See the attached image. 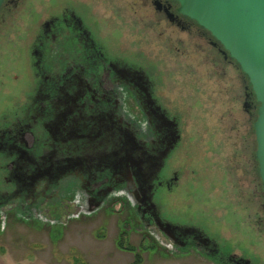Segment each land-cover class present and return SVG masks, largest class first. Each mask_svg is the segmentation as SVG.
<instances>
[{
  "label": "flooded vegetation",
  "instance_id": "af4514ba",
  "mask_svg": "<svg viewBox=\"0 0 264 264\" xmlns=\"http://www.w3.org/2000/svg\"><path fill=\"white\" fill-rule=\"evenodd\" d=\"M37 2L9 0L3 6L1 47L10 24ZM41 6L29 8L26 40L18 37L17 51L10 46L0 64V230L13 222L37 224L41 232L69 219L111 214L118 205L127 214V230L142 237L138 249L144 253L257 264L227 250L198 224L165 211L170 205V211L188 215L187 197L181 204L177 193L193 182L187 140L193 137L175 110L172 91L183 78L186 86L206 79L207 100L239 110L250 129L249 137H240L230 125L227 132H214L208 124V164L224 166V178L243 191L247 209L257 216L261 211L264 226L254 131L259 104L237 62L172 0H45ZM127 33L137 37V49L131 44L114 50L115 39ZM149 59L160 66L149 67ZM154 69L174 86L166 89ZM193 93V102H205ZM255 238L250 246L264 249V234Z\"/></svg>",
  "mask_w": 264,
  "mask_h": 264
},
{
  "label": "rangeland",
  "instance_id": "374dc122",
  "mask_svg": "<svg viewBox=\"0 0 264 264\" xmlns=\"http://www.w3.org/2000/svg\"><path fill=\"white\" fill-rule=\"evenodd\" d=\"M43 3L45 0H38L35 4L39 5L25 7L18 15L23 19L19 21L20 24H18L19 22L17 24H15L16 22L11 23L7 28L6 34H4L7 45L0 46L2 57L0 64L4 63V58L7 57L5 54L11 52L10 46L13 45L14 50L18 49L16 46L18 37H24L26 40L31 27V23L25 22L30 18L28 15L31 9L29 8L41 11ZM1 38L0 34V45L2 43ZM131 44H134V49H137V37L127 33L126 38L123 35L115 39L112 48L116 50L117 45L132 47ZM135 52L141 56L139 51ZM10 57L15 58L13 54ZM148 62L151 68L160 66V64L157 66L156 61L154 62L152 59H149ZM166 67L165 63H162V68L166 69ZM155 69L159 82L166 89H169L168 86L171 83L174 86L172 81L167 82L168 85L164 83L162 72ZM184 77L188 78L187 76ZM184 81L183 78L182 83L179 82L177 87L174 86V91L170 90L175 100V110L180 114L183 127L186 128L187 134L193 137V139L187 138L188 147H191H189V152L193 151L189 161L191 164L189 177L192 178L193 182L191 181L189 185L184 184L177 193V198L180 199L181 204L187 197L188 215H178L175 210L170 211L168 208L171 207L170 205L165 206L166 214L177 220L181 218L186 224H198L199 228L203 227L208 235L217 238L227 250L238 252L240 255H248V258L257 264H264V249L260 247L255 249L248 242L251 238L254 239L255 235L259 237L264 234V226H261V222H259L261 211L258 209L259 214L257 216L254 214V210L247 209L249 202L241 196L243 191L240 192L236 183L232 184L227 178H224L223 165L217 169L216 167L213 168L215 164L210 165L211 161L208 164L212 150L207 149L203 134L208 130V124L213 126L212 131L214 132H227V127L230 125L232 128L234 127L233 132H238L240 137H249L247 134V131H250L249 121L241 118L242 115H240L239 110L234 112L233 107H228L227 103L222 102L219 106H213V101H208L211 95H209V89L206 86H210V81L204 79L205 85L193 83L188 86L185 85ZM192 93L203 95L205 102H208L202 104L193 102V99L189 97L192 96ZM225 95L227 98V93H224ZM186 97L190 99L188 102H186ZM234 122L237 125L234 126ZM246 147L248 150L249 142ZM235 171H238L237 167ZM239 171L241 172V169ZM238 183H242V181ZM238 183L237 185H239ZM113 210L111 214L102 211L94 217L80 220L69 219L65 221V226L53 225L41 232H36L35 225L37 224L33 225V227L35 226L33 228L15 225L11 222L8 227L0 230V264H132L136 259V254L120 249L117 244L122 230L128 228L124 224L127 214L121 215L118 205ZM181 212H186V210H181ZM201 213L206 214L207 217L206 215L201 216ZM255 216H257V220ZM239 218V221L234 220ZM234 222L236 223L233 226ZM232 227L237 228V230ZM141 240L140 235L131 232L128 243L134 248H138ZM138 253L142 255V264H211L201 260L196 255L186 254L187 256H182V258L172 259L165 258L166 254L162 251L149 250L148 253L143 251Z\"/></svg>",
  "mask_w": 264,
  "mask_h": 264
},
{
  "label": "water",
  "instance_id": "95a60500",
  "mask_svg": "<svg viewBox=\"0 0 264 264\" xmlns=\"http://www.w3.org/2000/svg\"><path fill=\"white\" fill-rule=\"evenodd\" d=\"M179 13L208 31L237 62L259 104L254 124L264 192V0H172ZM9 0H0V10ZM151 190V188H150Z\"/></svg>",
  "mask_w": 264,
  "mask_h": 264
},
{
  "label": "trees",
  "instance_id": "16d2710c",
  "mask_svg": "<svg viewBox=\"0 0 264 264\" xmlns=\"http://www.w3.org/2000/svg\"><path fill=\"white\" fill-rule=\"evenodd\" d=\"M129 236H130V232L127 229H123L121 234L119 235V238L117 240V244L120 247V249H122L124 251L131 252V253L134 252L136 254V259H135L134 263H132V264H142L143 263V259L141 257L142 255L138 253L141 250H139L138 248H134L131 244L128 243L129 242L128 241ZM146 250L147 249H145L144 251H146Z\"/></svg>",
  "mask_w": 264,
  "mask_h": 264
}]
</instances>
